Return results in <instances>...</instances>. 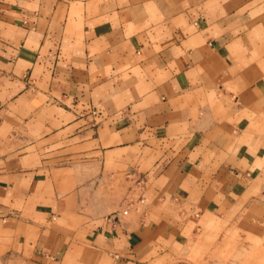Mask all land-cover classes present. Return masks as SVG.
<instances>
[{
	"label": "crops",
	"instance_id": "crops-1",
	"mask_svg": "<svg viewBox=\"0 0 264 264\" xmlns=\"http://www.w3.org/2000/svg\"><path fill=\"white\" fill-rule=\"evenodd\" d=\"M217 228L264 244V0H0V249L172 264Z\"/></svg>",
	"mask_w": 264,
	"mask_h": 264
},
{
	"label": "rangeland",
	"instance_id": "rangeland-1",
	"mask_svg": "<svg viewBox=\"0 0 264 264\" xmlns=\"http://www.w3.org/2000/svg\"><path fill=\"white\" fill-rule=\"evenodd\" d=\"M139 192L137 187L135 192L130 194V197L133 195L135 198L138 197ZM136 205L130 207V212L126 216L136 209H142L140 203ZM125 207V203L121 205V208ZM221 230L217 228V233L207 239L211 242L210 245L205 246V244L200 243L203 246H199L197 250H193L189 255H180L168 263L174 264L183 258L186 264H264V244L260 245V241L254 240L245 242L247 239L239 236L235 229L227 230L226 235H219ZM213 242H215L214 246ZM23 258L19 253H15L14 249H0V264H26L20 263Z\"/></svg>",
	"mask_w": 264,
	"mask_h": 264
},
{
	"label": "built area",
	"instance_id": "built-area-1",
	"mask_svg": "<svg viewBox=\"0 0 264 264\" xmlns=\"http://www.w3.org/2000/svg\"><path fill=\"white\" fill-rule=\"evenodd\" d=\"M136 185L140 186L143 184V178L142 177H137L134 179ZM144 201V197L141 194H138V197L135 198V196H131L130 200H128V204L126 205L125 208L121 209V213L126 215L130 211V207L132 205H136L137 203H141ZM137 206V205H136Z\"/></svg>",
	"mask_w": 264,
	"mask_h": 264
}]
</instances>
